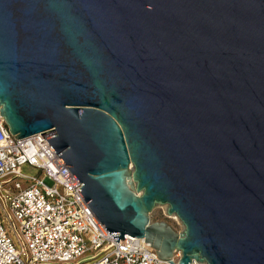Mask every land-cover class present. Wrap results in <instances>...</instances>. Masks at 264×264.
<instances>
[{
    "label": "water",
    "instance_id": "water-1",
    "mask_svg": "<svg viewBox=\"0 0 264 264\" xmlns=\"http://www.w3.org/2000/svg\"><path fill=\"white\" fill-rule=\"evenodd\" d=\"M0 115L114 241L264 264V0H0Z\"/></svg>",
    "mask_w": 264,
    "mask_h": 264
},
{
    "label": "built area",
    "instance_id": "built-area-1",
    "mask_svg": "<svg viewBox=\"0 0 264 264\" xmlns=\"http://www.w3.org/2000/svg\"><path fill=\"white\" fill-rule=\"evenodd\" d=\"M13 136L0 115V264H170L143 238L114 241L40 133Z\"/></svg>",
    "mask_w": 264,
    "mask_h": 264
},
{
    "label": "rangeland",
    "instance_id": "rangeland-1",
    "mask_svg": "<svg viewBox=\"0 0 264 264\" xmlns=\"http://www.w3.org/2000/svg\"><path fill=\"white\" fill-rule=\"evenodd\" d=\"M25 171H29L28 168H24ZM151 222L163 221L165 222L174 232H180L183 228L178 218L172 217V215L166 214V206H156L149 214Z\"/></svg>",
    "mask_w": 264,
    "mask_h": 264
},
{
    "label": "bare ground",
    "instance_id": "bare-ground-1",
    "mask_svg": "<svg viewBox=\"0 0 264 264\" xmlns=\"http://www.w3.org/2000/svg\"><path fill=\"white\" fill-rule=\"evenodd\" d=\"M172 215V217H175V214H171ZM170 216V215H169ZM179 220V219H178Z\"/></svg>",
    "mask_w": 264,
    "mask_h": 264
}]
</instances>
